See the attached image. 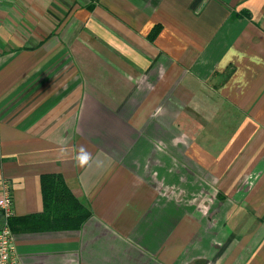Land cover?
<instances>
[{"label": "crops", "instance_id": "1", "mask_svg": "<svg viewBox=\"0 0 264 264\" xmlns=\"http://www.w3.org/2000/svg\"><path fill=\"white\" fill-rule=\"evenodd\" d=\"M44 174L91 216L15 222L23 264H264V0H0L15 218Z\"/></svg>", "mask_w": 264, "mask_h": 264}, {"label": "trees", "instance_id": "2", "mask_svg": "<svg viewBox=\"0 0 264 264\" xmlns=\"http://www.w3.org/2000/svg\"><path fill=\"white\" fill-rule=\"evenodd\" d=\"M41 190L44 210L37 215L20 218L13 216L10 226L24 223L34 227L43 224L54 229H79L91 216V209L82 204L70 191L61 175L44 174L41 177Z\"/></svg>", "mask_w": 264, "mask_h": 264}, {"label": "built area", "instance_id": "3", "mask_svg": "<svg viewBox=\"0 0 264 264\" xmlns=\"http://www.w3.org/2000/svg\"><path fill=\"white\" fill-rule=\"evenodd\" d=\"M0 264H23L18 253L14 231L9 220L14 216L12 184L8 180L0 183Z\"/></svg>", "mask_w": 264, "mask_h": 264}, {"label": "clouds", "instance_id": "4", "mask_svg": "<svg viewBox=\"0 0 264 264\" xmlns=\"http://www.w3.org/2000/svg\"><path fill=\"white\" fill-rule=\"evenodd\" d=\"M91 159H92L91 153L88 152V150L84 146H80L78 154L74 158L75 163L78 166L83 167L89 164Z\"/></svg>", "mask_w": 264, "mask_h": 264}]
</instances>
